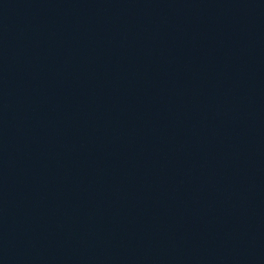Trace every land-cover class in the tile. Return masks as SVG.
<instances>
[{"label": "water", "instance_id": "95a60500", "mask_svg": "<svg viewBox=\"0 0 264 264\" xmlns=\"http://www.w3.org/2000/svg\"><path fill=\"white\" fill-rule=\"evenodd\" d=\"M0 264H264V0H0Z\"/></svg>", "mask_w": 264, "mask_h": 264}]
</instances>
